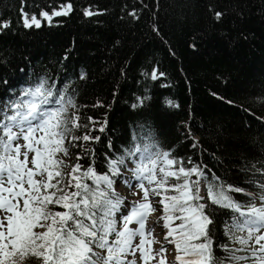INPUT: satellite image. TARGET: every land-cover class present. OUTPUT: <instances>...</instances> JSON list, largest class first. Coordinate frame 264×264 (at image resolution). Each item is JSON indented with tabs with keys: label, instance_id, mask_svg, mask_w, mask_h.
<instances>
[{
	"label": "trees",
	"instance_id": "trees-1",
	"mask_svg": "<svg viewBox=\"0 0 264 264\" xmlns=\"http://www.w3.org/2000/svg\"><path fill=\"white\" fill-rule=\"evenodd\" d=\"M67 2L25 0L24 11L51 13ZM70 2L69 15L25 28L21 0H0V20L11 22L0 30V108L44 82L76 105L69 108L80 118L75 135L87 124L100 137L86 145L94 156L79 161L85 168L93 163L102 174L109 158L136 162L141 153L170 151L186 166L189 158L206 165L209 180L214 175L256 193L264 182V0ZM85 9L97 14L85 16ZM81 151L71 149V163ZM207 211L214 254L223 260L227 254L216 244L233 246L224 233L236 214L217 206Z\"/></svg>",
	"mask_w": 264,
	"mask_h": 264
},
{
	"label": "snow or ice",
	"instance_id": "snow-or-ice-1",
	"mask_svg": "<svg viewBox=\"0 0 264 264\" xmlns=\"http://www.w3.org/2000/svg\"><path fill=\"white\" fill-rule=\"evenodd\" d=\"M24 4L21 0L25 28H40L42 19L51 23L72 11L70 0L51 13L29 14ZM129 14L139 18L135 10ZM10 26L0 20V30ZM150 77L158 79L155 69ZM69 108H76L71 97L44 82L0 108V264H264V182L256 193L224 185L214 175L208 179L206 165L189 158L186 166L159 150L139 162L109 158L107 171L98 173L93 163L85 168L79 161L94 156L86 145L100 137L91 136L95 129L87 124L84 134L75 135L80 118ZM75 147L82 151L71 163ZM118 178L140 199L126 204L115 191ZM230 192L249 197V203L237 202ZM213 206L236 214L224 233L233 246L216 244L227 254L223 260L214 254V220L207 211Z\"/></svg>",
	"mask_w": 264,
	"mask_h": 264
},
{
	"label": "rangeland",
	"instance_id": "rangeland-1",
	"mask_svg": "<svg viewBox=\"0 0 264 264\" xmlns=\"http://www.w3.org/2000/svg\"><path fill=\"white\" fill-rule=\"evenodd\" d=\"M149 156H150V155H144V156H142V157H138V158L136 159V161L139 162L142 158L146 160L147 157H149ZM133 166H134V165H133L132 162H129V163H128V168H129V169H131ZM121 171L123 172L124 177H127L128 179H132V174H131V172H128V171H126L125 169H122ZM132 183H133V184H136L137 181L132 180ZM114 187H115V191H116L117 193H119L122 197L125 198V202H126V204H130L131 201L139 200V199H140L139 196H134V195H132V190L129 189L128 186H127L125 183L122 182V178H118V179H117L116 184H115ZM161 223H163V221H161ZM177 223H178V221H177ZM160 230H161V228H160ZM165 231H166V230H165ZM168 249H169L170 252L172 251V250H171V249H172L171 246H168Z\"/></svg>",
	"mask_w": 264,
	"mask_h": 264
},
{
	"label": "bare ground",
	"instance_id": "bare-ground-1",
	"mask_svg": "<svg viewBox=\"0 0 264 264\" xmlns=\"http://www.w3.org/2000/svg\"><path fill=\"white\" fill-rule=\"evenodd\" d=\"M153 215L155 216V215H158V214H153ZM150 219H152V217H150ZM156 231H157V232H160V231H161L159 226L156 227ZM154 247H155V246H154ZM171 250H172V249H171ZM169 252H170V251H169ZM172 258H173L172 256H168V259H172Z\"/></svg>",
	"mask_w": 264,
	"mask_h": 264
}]
</instances>
